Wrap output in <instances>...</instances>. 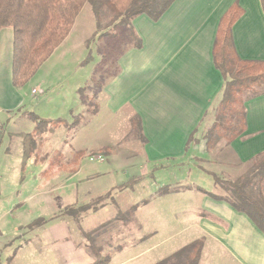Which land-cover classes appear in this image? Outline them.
<instances>
[{"label":"rangeland","instance_id":"374dc122","mask_svg":"<svg viewBox=\"0 0 264 264\" xmlns=\"http://www.w3.org/2000/svg\"><path fill=\"white\" fill-rule=\"evenodd\" d=\"M111 18L108 12L102 25ZM93 22L83 7L65 42L14 88L25 101L6 110L3 105L13 103L14 96L0 100V264H92L88 245L101 246L109 264H152L192 240L191 212L199 201L178 185L211 189L212 178L187 158L191 154L149 164L140 156V142H130V135L122 137L130 133L128 121L108 115L101 89L116 73L117 58L132 38L121 26L93 28ZM102 32L107 35L94 37ZM8 49L9 67L12 41ZM220 51L217 48V55ZM220 61L232 74L240 72L238 77L264 71L263 66L239 63L228 50ZM3 86L9 90L11 82L1 72L0 89ZM32 87L36 88L30 93ZM233 107L241 109L239 103ZM78 114L84 118L76 127L60 124L50 130L51 124H46L35 130L33 115L69 123ZM27 132L35 146L22 167L19 134ZM83 148L88 150L80 153ZM127 179L130 188L112 187ZM103 194L102 201L91 204L95 210L79 213L78 220L52 218L64 206L81 205ZM37 217L47 221L29 228Z\"/></svg>","mask_w":264,"mask_h":264},{"label":"crops","instance_id":"0c3cea01","mask_svg":"<svg viewBox=\"0 0 264 264\" xmlns=\"http://www.w3.org/2000/svg\"><path fill=\"white\" fill-rule=\"evenodd\" d=\"M83 7L92 15L88 6ZM232 14L229 28L236 60L245 66L264 67V11L260 0H173L157 19L144 13L131 19L135 39L118 56L116 73L101 89L102 105L108 115L128 121L130 133L122 137L130 135V142H140V156L149 164L163 159L182 160L191 154L187 158L211 178L200 164L207 165L208 171L217 169L235 176L264 154V91L243 98V131L228 144L222 135L210 150H204L202 142L185 147L192 134L198 139L194 142L200 141L215 119L225 77L216 65L214 45L220 22ZM92 19L95 28L93 15ZM94 34L95 31L91 36ZM12 40V28H0V73L9 79L11 64L8 67L7 56ZM10 95L14 96L13 103L3 105L6 110L25 101L12 86L0 89L3 102ZM133 120L139 129L134 132ZM125 186L122 190L130 188ZM178 186L179 190L180 186L186 187L187 196L199 201L190 219L194 231L190 242L202 240L196 264H264V230L246 212L233 206L213 178L211 189L194 183Z\"/></svg>","mask_w":264,"mask_h":264},{"label":"trees","instance_id":"16d2710c","mask_svg":"<svg viewBox=\"0 0 264 264\" xmlns=\"http://www.w3.org/2000/svg\"><path fill=\"white\" fill-rule=\"evenodd\" d=\"M173 0H0V28L11 27L13 32L12 40V64L10 82L13 88L22 86L40 67V65L52 54L59 44L70 32L74 21L83 6H88L94 17L97 28H109L110 26H121L123 30L130 34L133 43L134 34L130 26L131 19L137 14H147L152 19H157L162 12L172 3ZM264 11V0H260ZM110 12L112 18L104 25L101 19L108 16ZM233 14L224 18L218 29V35L214 45V59L218 68L221 69L225 77L224 90L217 103L215 119L200 141L194 134L186 143V149L194 147L196 143L202 142L204 150H210L218 145L222 135L227 138L225 144L230 139L243 131V107L236 110L233 104H240L245 96L255 95L264 91V71L256 72L254 75L237 76V73L228 71L220 61L223 58L224 50H228L233 58H236L233 49L230 23ZM107 35L102 32L101 35ZM139 42H135V45ZM217 48L221 51L217 55ZM79 89L78 92H81ZM237 94V95H236ZM244 94L241 101L238 95ZM80 101H83L80 99ZM241 105V104H240ZM96 112L92 110L90 114ZM230 116L234 121L226 124L225 119ZM83 115L73 116L72 122L61 119L54 121L39 120L33 115V120L37 122L35 130L39 132L43 125L51 124L50 130L55 125L63 124L69 128L76 127L83 120ZM224 121V122H223ZM137 121L133 120L132 130L137 131ZM0 124V130L2 128ZM23 136V154L21 166L25 167L29 160V149L34 148L35 142L31 133L19 134ZM25 139V142H24ZM26 146V149H25ZM29 147V148H28ZM83 151H80L82 153ZM200 167L208 172L216 185L225 190L227 198L234 207L246 212L253 221L264 230V154L258 161L247 164L242 168L240 174L235 176L225 175L222 172L208 171L203 164ZM125 185H130V180L125 184L117 186L121 190ZM111 188L110 190H112ZM109 190V191H110ZM108 191V192H109ZM107 192V193H108ZM106 193V192H105ZM106 193V194H107ZM105 194L92 198L89 202L77 206H64L52 218H62L72 216L77 219L79 213L95 210L91 204L102 201ZM45 217H37L29 223V228L46 222ZM88 245V244H87ZM88 249L94 256L92 264H109V256L103 254L101 246L88 245ZM202 249V240H194L171 255L159 260L155 264H196Z\"/></svg>","mask_w":264,"mask_h":264},{"label":"built area","instance_id":"2783aa9c","mask_svg":"<svg viewBox=\"0 0 264 264\" xmlns=\"http://www.w3.org/2000/svg\"><path fill=\"white\" fill-rule=\"evenodd\" d=\"M32 91L34 92V89Z\"/></svg>","mask_w":264,"mask_h":264}]
</instances>
